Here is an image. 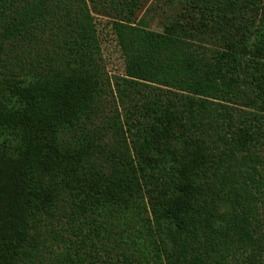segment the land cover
I'll return each instance as SVG.
<instances>
[{
  "label": "trees",
  "instance_id": "16d2710c",
  "mask_svg": "<svg viewBox=\"0 0 264 264\" xmlns=\"http://www.w3.org/2000/svg\"><path fill=\"white\" fill-rule=\"evenodd\" d=\"M99 1L124 120L104 115L85 0H0L1 45L59 26L0 88V264H264V3L185 0L154 32L135 25L143 0Z\"/></svg>",
  "mask_w": 264,
  "mask_h": 264
},
{
  "label": "rangeland",
  "instance_id": "374dc122",
  "mask_svg": "<svg viewBox=\"0 0 264 264\" xmlns=\"http://www.w3.org/2000/svg\"><path fill=\"white\" fill-rule=\"evenodd\" d=\"M262 3H264V0H262ZM85 4L86 5L83 8H86V10L89 12V19L95 27L100 46L101 73L103 78L106 77L109 81L108 84L106 82L105 86L107 96L105 98L106 104L104 108V115L110 113L115 114V109L117 108L119 112L121 109V119L124 120L125 115L129 113L127 111H130L129 108L131 102L125 101V103L120 106L114 95L109 92L114 91L115 82L118 81L120 77L124 76L123 59L120 55L116 35L111 27L112 20L111 18L105 16V10L103 9V6L99 0H85ZM184 6L185 0H143L141 7L135 12V25L142 29L154 32H162L165 26H172L180 18ZM70 7L73 9L75 8L74 6ZM258 13H260V11ZM72 16L73 15H70V17ZM249 16L250 15L248 13L245 14L247 19ZM253 17L256 22V13L253 14ZM58 27V25L55 27L52 23L50 28L45 29L41 39H39L36 43H31L29 45L27 43L11 45L8 42L1 45L0 40V88L3 87V82L5 80L13 78L12 73H17L16 69L19 65L30 63L31 61L38 58L39 54L49 56V52L46 51L51 50L49 38L51 35L57 33ZM204 47L206 48L208 54H210V51L214 50L217 47V44L214 40L209 41V39H207ZM40 50L43 51L41 52ZM148 97L149 96H143L137 100V105L139 108L145 103V98ZM130 118H133L134 123V116L131 115ZM139 121L140 125L146 124L144 120ZM131 131L133 134L134 130ZM128 136L129 132H127V137ZM104 141L107 148L110 150L112 148H119V140L117 138L111 137L110 134L104 138ZM69 142L70 139L68 136H60V147L62 150L70 147ZM127 146H129L128 140ZM120 150H122V148ZM103 160L104 164L101 166V168L104 167L105 172L108 174H111L116 167L120 168L122 166L118 165V158L103 157ZM59 198L61 199L59 203L65 204L63 201H65L66 195L61 194ZM51 236L52 235H48L49 238ZM52 242L53 240H50V243Z\"/></svg>",
  "mask_w": 264,
  "mask_h": 264
}]
</instances>
